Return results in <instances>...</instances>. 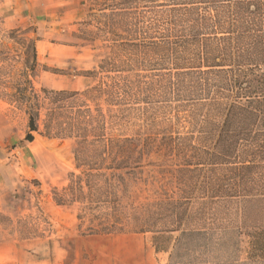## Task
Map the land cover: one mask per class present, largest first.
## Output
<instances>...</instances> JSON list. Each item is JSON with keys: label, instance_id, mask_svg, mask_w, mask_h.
I'll use <instances>...</instances> for the list:
<instances>
[{"label": "rangeland", "instance_id": "obj_1", "mask_svg": "<svg viewBox=\"0 0 264 264\" xmlns=\"http://www.w3.org/2000/svg\"><path fill=\"white\" fill-rule=\"evenodd\" d=\"M215 1L204 26L170 10L199 0H0V264H264L261 203L204 205L208 167L188 171L225 120L227 86L264 72V50L238 64L220 41L241 35L245 61L264 17L232 20L238 0ZM208 64L226 73L207 89L174 78ZM44 89L77 95L55 105ZM169 201L183 208L144 214Z\"/></svg>", "mask_w": 264, "mask_h": 264}, {"label": "trees", "instance_id": "obj_2", "mask_svg": "<svg viewBox=\"0 0 264 264\" xmlns=\"http://www.w3.org/2000/svg\"><path fill=\"white\" fill-rule=\"evenodd\" d=\"M199 1L201 2H190V4H185L183 5L185 6L184 8H176L175 6L178 4H174L170 9L171 13H179L182 14L183 17L193 18L196 23L206 26L209 20L212 19L209 16L210 12L214 10L218 11L220 6L215 3V0ZM199 4L205 5L203 8L205 14H202L201 9L196 7V5ZM226 8L229 18L232 17L231 19L236 21L242 18V13L254 17H264V0H238L226 6ZM230 31L231 32L225 33L229 35L232 32L235 33V29H231ZM196 38L198 39L199 37L195 36V39ZM241 39V35H237L236 37H222L220 41L228 45H225L222 52L226 54L228 49H234L238 54V59H240L238 64L247 62L249 63L247 65H255V67H258L260 54L257 53H259V49L264 50V34L252 37V43L249 47L251 54L244 57V59L246 58L245 61L241 60V57L244 56V42H241ZM195 41L198 43L201 42L200 40ZM209 41V38L203 41V43L205 42L206 44H204L202 48V53H204L206 57L212 51V47L208 43ZM253 50L256 51L255 54H253ZM36 59L37 54L35 50L34 60ZM206 60L209 61L208 58H206ZM218 67L221 66L209 65L205 66V70H202L203 68L200 66L198 70H193L192 72H176L174 78L177 77L180 80V77L184 78L197 75L202 83L203 89L204 87L207 89L212 80L209 77L210 75L216 72L226 73L224 70H216ZM250 74H253L256 79L249 80ZM245 76L248 81H243V83L239 84V87H237V83L239 82H236V80L233 81L234 86H227L226 92L229 94L223 95L234 99L224 104L225 120L217 135L212 140L211 149L209 151L205 150L196 153L194 159L197 165L194 170H188L189 172H197L199 174L204 171L200 167H208V170H206L207 176L203 184V190L207 197L203 198L202 203L210 207L221 200L239 197L246 200L252 196L253 201L261 203V206L264 207V72L258 76L255 74V70L251 68L245 70ZM43 91L55 105L67 99L74 98V96L77 95L76 92H50L46 89ZM244 98H246L245 101ZM211 100L213 101H211V103L217 102L214 97H212ZM221 105L223 106V104L219 106ZM37 117L38 115L36 114H31L30 116L29 134L26 137V140L29 142L34 141L33 133L38 132ZM126 142H130V140H126L125 143ZM113 143L114 141L112 140L111 144ZM228 164L229 166L227 168H221V166ZM220 171L230 172L231 176L227 178L228 183L220 177ZM198 174H195L194 177ZM93 176L99 175H87L88 178ZM81 179L82 178L79 177V181H81ZM86 186L89 189L91 188L89 182H87ZM181 204H183L182 201L161 202V204L146 205L143 207V210L145 212L144 214L148 215H155L157 211L163 210L172 213L181 210V208H183ZM188 204L189 203H187V205ZM155 205H157V208H150ZM132 210L135 212L136 208H132ZM108 229L110 228H106V230L99 232L111 234L113 230ZM99 232L96 233L98 234ZM255 246L264 256V230L255 233ZM166 251H168V249Z\"/></svg>", "mask_w": 264, "mask_h": 264}, {"label": "crops", "instance_id": "obj_3", "mask_svg": "<svg viewBox=\"0 0 264 264\" xmlns=\"http://www.w3.org/2000/svg\"><path fill=\"white\" fill-rule=\"evenodd\" d=\"M5 257V253L3 252L2 245H0V259Z\"/></svg>", "mask_w": 264, "mask_h": 264}]
</instances>
